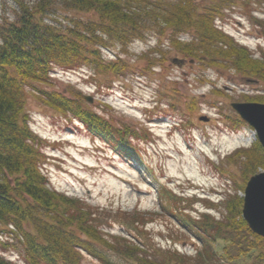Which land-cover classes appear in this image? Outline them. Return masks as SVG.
<instances>
[{
	"label": "rangeland",
	"instance_id": "rangeland-1",
	"mask_svg": "<svg viewBox=\"0 0 264 264\" xmlns=\"http://www.w3.org/2000/svg\"><path fill=\"white\" fill-rule=\"evenodd\" d=\"M36 1L0 0V27L16 21L22 11L20 3L31 8ZM197 1L203 9L214 10L215 23L236 43L247 47L255 58L261 55L264 35L256 24L264 21V0ZM57 2L58 7L50 9L44 21L58 29L72 26L75 18L88 20L92 16ZM113 44L101 53V61L106 62L104 71L96 69V63L67 72L57 68L44 87L75 99L112 128L130 127L145 134L147 140L133 143L138 157L122 158L83 126L80 129L71 116L56 112L36 97L34 89L27 88L25 111L31 130L42 140L43 172L51 189L92 207L91 212L100 216V232L107 239L125 238L127 227L142 243L156 249H176L193 258L201 245L163 210L159 191L168 187L188 194L181 206L195 211L193 215L210 209L217 220L224 215L225 198L243 197L252 177L245 152L252 149L256 134L237 126L240 117L231 105L259 103L264 83L250 84L233 69L222 70L186 58L171 45L170 33L149 31L129 43L125 51ZM175 59L183 63L176 64ZM203 117L209 122L202 121ZM198 196H210L214 202ZM137 213L141 214L139 229L133 217ZM1 230L0 250L9 243L5 256H17L21 261L18 236L9 233L15 232L14 228ZM98 249L106 253V247ZM148 250L145 257L151 255ZM106 255L117 264H135L117 253ZM220 260L221 264H235ZM240 262L255 264L248 258ZM84 264L97 263L85 258Z\"/></svg>",
	"mask_w": 264,
	"mask_h": 264
},
{
	"label": "trees",
	"instance_id": "trees-1",
	"mask_svg": "<svg viewBox=\"0 0 264 264\" xmlns=\"http://www.w3.org/2000/svg\"><path fill=\"white\" fill-rule=\"evenodd\" d=\"M57 1L68 10L92 16L75 18L72 26L58 29L44 21L47 12L58 7ZM20 6L16 21L0 27V231L1 227L14 228L9 233L18 236L23 261L6 257L9 243H4L0 264H84L85 258L97 264H117L107 252L135 264H221L220 258L235 264L247 258L264 264V238L244 221L243 197L238 195L223 200L224 215L217 220L211 210L193 215L195 211L181 206L188 194L160 189L163 210L201 245L193 258L176 249L142 243L127 227V238L107 239L100 232V216L91 212V206L49 187L42 167V140L31 130L25 111L26 89L32 88L47 106L71 116L93 137L130 160L138 157L133 143L147 140L145 134L130 127L112 128L65 93L47 90L44 86L57 68L67 72L96 63V69L104 71L103 50L118 43L125 51L129 43L155 31L170 33L171 45L190 60L233 69L246 79L264 83V51L255 58L215 23L214 10L203 9L197 0H37L31 8ZM256 27L264 35V21H257ZM184 36L191 39L182 40ZM257 101L264 103V96ZM236 122L240 128L248 127L238 117ZM251 148L245 152V161L253 176L259 168L264 170V150L258 140ZM133 217L139 229L141 214ZM101 246L106 253L100 252ZM146 249L151 253L148 257L143 255Z\"/></svg>",
	"mask_w": 264,
	"mask_h": 264
},
{
	"label": "water",
	"instance_id": "water-1",
	"mask_svg": "<svg viewBox=\"0 0 264 264\" xmlns=\"http://www.w3.org/2000/svg\"><path fill=\"white\" fill-rule=\"evenodd\" d=\"M173 62L178 64L183 63V60L175 59ZM247 83L258 84V81L247 79ZM231 106L240 118L253 128L264 150V104L233 103ZM201 120L209 122L210 119L203 117ZM242 217L254 234L264 238V172L251 177L246 185Z\"/></svg>",
	"mask_w": 264,
	"mask_h": 264
}]
</instances>
